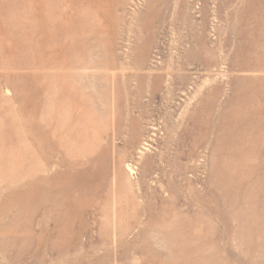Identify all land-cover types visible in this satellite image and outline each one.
Masks as SVG:
<instances>
[{
  "label": "rangeland",
  "instance_id": "rangeland-1",
  "mask_svg": "<svg viewBox=\"0 0 264 264\" xmlns=\"http://www.w3.org/2000/svg\"><path fill=\"white\" fill-rule=\"evenodd\" d=\"M0 264H264V0H0Z\"/></svg>",
  "mask_w": 264,
  "mask_h": 264
},
{
  "label": "bare ground",
  "instance_id": "bare-ground-1",
  "mask_svg": "<svg viewBox=\"0 0 264 264\" xmlns=\"http://www.w3.org/2000/svg\"><path fill=\"white\" fill-rule=\"evenodd\" d=\"M147 143L146 142H142L139 144V146L136 148V154L140 155L143 154L144 151L146 150ZM148 151V150H147ZM125 176H129L131 173H133V169L132 166L129 163L125 164Z\"/></svg>",
  "mask_w": 264,
  "mask_h": 264
}]
</instances>
